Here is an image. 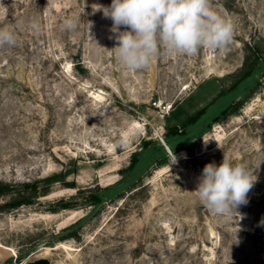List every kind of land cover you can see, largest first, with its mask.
I'll return each mask as SVG.
<instances>
[{
	"label": "rangeland",
	"instance_id": "rangeland-1",
	"mask_svg": "<svg viewBox=\"0 0 264 264\" xmlns=\"http://www.w3.org/2000/svg\"><path fill=\"white\" fill-rule=\"evenodd\" d=\"M211 3L235 26L225 50L189 57L161 49L148 68L129 71L115 57L111 19L93 12L111 0H0V27L17 36L14 47H0V181L14 185L0 204L24 183L58 178L48 194L0 211V264H264L262 72L238 112L193 138L176 163L171 155L94 210L86 200L120 178L143 138L181 126L231 85L246 57L264 54V0ZM68 18L78 21L73 31ZM224 157L257 180L238 212L214 215L194 191L205 165ZM79 192L76 207L51 211ZM78 220L75 235L60 239Z\"/></svg>",
	"mask_w": 264,
	"mask_h": 264
},
{
	"label": "clouds",
	"instance_id": "clouds-1",
	"mask_svg": "<svg viewBox=\"0 0 264 264\" xmlns=\"http://www.w3.org/2000/svg\"><path fill=\"white\" fill-rule=\"evenodd\" d=\"M92 8L111 19L110 31L118 42L115 57L129 71L148 68L161 49L192 57L205 47L225 50L234 39V24L212 6L211 0H111L110 6L94 4ZM31 27L37 29L38 25ZM64 27L73 31L78 21L68 18ZM122 27L125 30L121 31ZM16 43V33L0 27V47H14ZM173 157L171 163H176ZM256 180L254 171L244 163L224 157L219 166L205 165L194 192L212 214L227 215L247 203Z\"/></svg>",
	"mask_w": 264,
	"mask_h": 264
},
{
	"label": "trees",
	"instance_id": "trees-1",
	"mask_svg": "<svg viewBox=\"0 0 264 264\" xmlns=\"http://www.w3.org/2000/svg\"><path fill=\"white\" fill-rule=\"evenodd\" d=\"M248 49L255 50L252 46H248ZM261 72L264 73V54L256 50L251 56L245 58L238 72V77L227 89H222L209 103L190 115L181 126L174 125L165 129L162 135L164 144L152 137L143 138L140 147L131 153L128 165L119 170L120 178L117 181L84 192L87 194L88 204L94 210L104 201L122 196L125 191L135 188L151 170L167 164L171 155L179 154L182 149L189 150L193 138L203 134L213 123L219 122L223 117L238 112L245 99L258 85L257 74ZM55 181H58V178L55 175H50L40 180L24 183L22 185L23 193L0 204V211L16 208L21 204L32 203L33 198L48 194L49 185ZM40 182L44 184L39 186ZM67 186H71V184H67ZM13 188V184L0 181V196L11 192ZM81 194L79 192L68 199L59 198L54 202L53 208H50L51 211L56 212L60 209L76 207L77 203L72 199ZM81 221L78 220L63 228L62 232L68 234L60 236V239L74 236L75 234L70 231Z\"/></svg>",
	"mask_w": 264,
	"mask_h": 264
},
{
	"label": "water",
	"instance_id": "water-1",
	"mask_svg": "<svg viewBox=\"0 0 264 264\" xmlns=\"http://www.w3.org/2000/svg\"><path fill=\"white\" fill-rule=\"evenodd\" d=\"M162 143H163V141H162ZM28 264H49V262L47 259L41 258V259L34 260L32 262H29Z\"/></svg>",
	"mask_w": 264,
	"mask_h": 264
},
{
	"label": "built area",
	"instance_id": "built-area-1",
	"mask_svg": "<svg viewBox=\"0 0 264 264\" xmlns=\"http://www.w3.org/2000/svg\"><path fill=\"white\" fill-rule=\"evenodd\" d=\"M159 139L162 141V138L159 136Z\"/></svg>",
	"mask_w": 264,
	"mask_h": 264
},
{
	"label": "bare ground",
	"instance_id": "bare-ground-1",
	"mask_svg": "<svg viewBox=\"0 0 264 264\" xmlns=\"http://www.w3.org/2000/svg\"><path fill=\"white\" fill-rule=\"evenodd\" d=\"M168 151V150H167ZM169 152V151H168Z\"/></svg>",
	"mask_w": 264,
	"mask_h": 264
}]
</instances>
